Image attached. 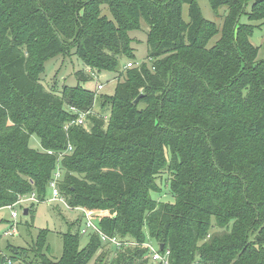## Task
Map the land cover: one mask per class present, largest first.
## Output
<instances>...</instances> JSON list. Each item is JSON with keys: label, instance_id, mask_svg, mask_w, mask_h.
Wrapping results in <instances>:
<instances>
[{"label": "trees", "instance_id": "trees-1", "mask_svg": "<svg viewBox=\"0 0 264 264\" xmlns=\"http://www.w3.org/2000/svg\"><path fill=\"white\" fill-rule=\"evenodd\" d=\"M209 2L227 11L213 45L218 27L196 0H0V207L27 193L44 200L58 166L66 204L96 211L103 232L130 242L104 250L89 232L80 248V229L68 230L51 259L40 229L34 250L6 244L0 264H151L146 238L170 264H264V41L239 22L247 4L249 21L264 20V0ZM142 19L147 60L126 67ZM67 52L89 67L79 81L116 75L100 110L80 83L40 82L44 61ZM86 111V124L71 122ZM164 171L173 201L151 196Z\"/></svg>", "mask_w": 264, "mask_h": 264}, {"label": "rangeland", "instance_id": "rangeland-1", "mask_svg": "<svg viewBox=\"0 0 264 264\" xmlns=\"http://www.w3.org/2000/svg\"><path fill=\"white\" fill-rule=\"evenodd\" d=\"M203 18L209 19L214 22L215 26L218 27V32L213 35L207 42L208 45H213L216 40L220 37L223 18L227 11H225L224 6H220L217 10H213L210 6L209 0H196ZM250 5L247 4L244 8L245 12L241 14L239 18L240 23H253L256 25L254 27L252 36L250 38L254 45L260 46L264 39V20L261 21H249L247 18V12L250 10ZM181 12L184 20H188L187 4H182ZM108 16H111L108 11L104 12ZM140 29L129 31V36L131 38L130 44L133 47V56L131 59H124L123 62L132 60L134 64H141L145 62V56L147 54V43H145L147 26L145 20H141ZM259 58L264 57V49L261 46L257 53ZM43 70L40 72V82L42 85L48 89H61L64 85H80L83 88H88L96 92L95 100L93 103L94 111L100 110L98 105L100 95L114 96L115 86L117 84L116 75L113 72L101 70L99 73H92V78L88 81H79L75 72L77 70H86L90 72L89 67L83 64L82 61L74 53L58 54L53 56V58L44 61ZM101 83L102 88L96 90L97 84ZM108 115V112H107ZM86 124V123H85ZM29 146L36 150H41L40 140L35 134L29 136ZM169 174L164 171L159 176H157V183L160 186V192H151V196L158 201L170 200L173 201L174 198L168 192V182ZM51 192L48 189L44 200L40 201L37 199L35 193H27L22 196V201L15 204L12 208L16 210L17 217L11 219L10 212L11 208L7 206L0 207V250L6 247V244L11 246H22L31 250H34V240L37 237L40 229L47 230L45 236V253L51 259H57L62 252V234L67 233L68 230L72 232L78 230L83 225L82 213L79 210H71L63 202L50 200ZM33 205V206H32ZM31 208V212L27 215L23 214V210ZM95 223H98V218L94 219ZM80 224V225H79ZM15 225V231L13 235H9L12 226ZM219 230L216 227L211 229V231ZM89 240L88 234H81L79 238L80 248L87 245ZM145 242H149L153 245H157L151 238H146ZM112 245H105L104 250H113ZM44 250V249H43ZM30 253V252H28ZM110 257L113 255V251L110 253ZM31 253L28 254V257ZM29 260V258H27ZM94 261L91 260L89 264ZM8 264H26L22 261H14ZM151 264H153L151 262Z\"/></svg>", "mask_w": 264, "mask_h": 264}, {"label": "built area", "instance_id": "built-area-1", "mask_svg": "<svg viewBox=\"0 0 264 264\" xmlns=\"http://www.w3.org/2000/svg\"><path fill=\"white\" fill-rule=\"evenodd\" d=\"M134 62L130 60V62L126 63V67H130L133 66ZM102 88V84L99 83L96 86V90H100ZM71 110L76 111L77 108L70 106ZM88 113V111L81 113L77 118L71 120L72 123H76V124H85L84 120H85V115ZM71 150V146L68 147L67 151ZM65 151L60 152V156H62ZM48 153H51L50 151H48ZM62 177V170L61 168H59L57 166V169L53 172V175L51 177V179L49 180V189L51 192V198L50 200H58L60 202H63L66 204L65 199H63V197L60 194L59 191V186H58V181L59 179ZM33 195V193H31ZM22 197H20L18 199L17 203H20L22 200ZM14 203L10 207L12 210L10 212V216L11 219H15L18 215L15 209H13L12 207L17 204ZM67 205V204H66ZM67 207L71 210L76 209L79 210L82 213V217H83V225L79 228L81 234H88L89 232H93L96 233L100 239V241L102 243H108L113 245L114 247L119 248L121 245L123 244H130V242L125 241L119 237H117L116 235H108L107 233L103 232L99 226L98 223H95L94 219L97 216V212L92 210V209H85L81 206H76V207H69L67 205ZM15 225L12 226V229L9 232V235H13L14 233H16L15 231ZM145 246L148 248V257L150 260V263L152 262L153 264H170V257H169V250L166 249L165 251H161L160 247L158 245H153L149 242H145L144 243ZM10 262V261H9Z\"/></svg>", "mask_w": 264, "mask_h": 264}, {"label": "water", "instance_id": "water-1", "mask_svg": "<svg viewBox=\"0 0 264 264\" xmlns=\"http://www.w3.org/2000/svg\"><path fill=\"white\" fill-rule=\"evenodd\" d=\"M140 96H141V94H139V95L133 100V103H135V102L139 99ZM27 211H28V208H27V209H24V210H23V214H24V215H27V213H28ZM162 246H163V245L161 244L160 247L162 248Z\"/></svg>", "mask_w": 264, "mask_h": 264}, {"label": "crops", "instance_id": "crops-1", "mask_svg": "<svg viewBox=\"0 0 264 264\" xmlns=\"http://www.w3.org/2000/svg\"><path fill=\"white\" fill-rule=\"evenodd\" d=\"M264 40V39H263ZM89 69V68H88ZM8 207V206H7ZM29 209V208H28ZM76 210V209H75ZM80 225V224H79ZM9 263H11V262H9Z\"/></svg>", "mask_w": 264, "mask_h": 264}]
</instances>
